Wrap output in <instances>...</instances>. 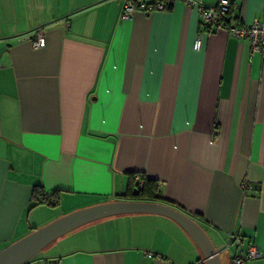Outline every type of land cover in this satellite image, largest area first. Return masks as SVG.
Wrapping results in <instances>:
<instances>
[{"label": "crops", "instance_id": "1", "mask_svg": "<svg viewBox=\"0 0 264 264\" xmlns=\"http://www.w3.org/2000/svg\"><path fill=\"white\" fill-rule=\"evenodd\" d=\"M126 1L0 0V249L81 207L151 200L130 195L146 176L215 247L238 232L261 251L247 264H264V59L247 38L203 32L190 0L124 19ZM232 2L229 23L264 19V0ZM38 184L60 204L33 206ZM43 251L26 264H206L177 221L146 212Z\"/></svg>", "mask_w": 264, "mask_h": 264}, {"label": "water", "instance_id": "2", "mask_svg": "<svg viewBox=\"0 0 264 264\" xmlns=\"http://www.w3.org/2000/svg\"><path fill=\"white\" fill-rule=\"evenodd\" d=\"M155 213L177 221L201 248L206 264H224L220 249L201 225L182 210L154 200H113L81 207L36 227L0 249V264H24L53 241L92 221L123 213Z\"/></svg>", "mask_w": 264, "mask_h": 264}, {"label": "built area", "instance_id": "3", "mask_svg": "<svg viewBox=\"0 0 264 264\" xmlns=\"http://www.w3.org/2000/svg\"><path fill=\"white\" fill-rule=\"evenodd\" d=\"M175 0H127L124 3L121 17L130 18L133 12L137 9L145 12H153L157 10H164L173 4ZM199 8L201 17V25L203 32L211 31L213 28H223L230 35L238 38H247L250 40L252 51L259 53L264 59V19H254L250 22L242 23H227L223 20L228 10L231 8L232 0H218L216 5H207L197 0H190ZM69 26V23L67 24ZM203 32L199 33L194 42L196 49L202 45ZM32 44L35 47H41L46 44L45 30L38 27L34 31ZM144 181H140V187H143ZM247 183H243V187H247ZM234 246L231 264H247L252 259L261 256V251L258 245L253 241L244 243L243 237L237 232L229 237V242L226 247H222L220 252H223L228 246Z\"/></svg>", "mask_w": 264, "mask_h": 264}, {"label": "trees", "instance_id": "4", "mask_svg": "<svg viewBox=\"0 0 264 264\" xmlns=\"http://www.w3.org/2000/svg\"><path fill=\"white\" fill-rule=\"evenodd\" d=\"M232 7H233V2L227 14L223 16V20H225L227 23H229L230 17L232 15ZM143 179H144L143 187H140V182L138 181L133 183V185L131 184L130 195L133 196V198H137V199H151V200L161 201L162 197L159 194L160 187L158 182L146 176H143ZM134 186L136 188H134ZM32 200H33V206L43 203L48 204L50 206H57L60 204V195L58 191L47 193L44 187L38 184L33 187ZM26 263H28V261L25 262L24 264Z\"/></svg>", "mask_w": 264, "mask_h": 264}, {"label": "rangeland", "instance_id": "5", "mask_svg": "<svg viewBox=\"0 0 264 264\" xmlns=\"http://www.w3.org/2000/svg\"><path fill=\"white\" fill-rule=\"evenodd\" d=\"M228 245V243L226 244V246ZM225 246V247H226ZM44 253V251L43 250H41L39 253H37L36 255H34V257H32L31 259H34V258H36V257H38L39 255H42ZM251 261V260H250ZM228 264H231V263H228Z\"/></svg>", "mask_w": 264, "mask_h": 264}]
</instances>
